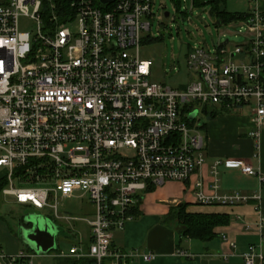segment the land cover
Here are the masks:
<instances>
[{
  "label": "built area",
  "instance_id": "1",
  "mask_svg": "<svg viewBox=\"0 0 264 264\" xmlns=\"http://www.w3.org/2000/svg\"><path fill=\"white\" fill-rule=\"evenodd\" d=\"M259 1L250 0L251 10L228 22L244 26L243 44L233 50L227 49L228 40L213 49L195 45L186 54L185 67L196 77L181 89L151 81L152 62L139 57L153 0H0V195L90 229L86 246L79 239L54 256L88 257L93 264H126L137 257L112 247V233L137 216L143 192L168 181L184 183L203 165L205 136L198 118L204 106L245 116L248 135L260 137L264 11ZM23 16L35 23L34 30H19ZM74 21L72 32L68 25ZM223 164L257 173L241 161ZM195 187L199 203L248 200L239 193L218 194L216 176L210 195L201 182ZM75 193L88 200L91 217L60 214L59 200ZM258 226L264 228L262 214ZM35 256L0 251V264H33ZM263 260L264 236L243 254L245 264Z\"/></svg>",
  "mask_w": 264,
  "mask_h": 264
},
{
  "label": "crops",
  "instance_id": "2",
  "mask_svg": "<svg viewBox=\"0 0 264 264\" xmlns=\"http://www.w3.org/2000/svg\"><path fill=\"white\" fill-rule=\"evenodd\" d=\"M257 7L264 11V0H260ZM251 8L252 4L248 11ZM205 121L202 132L205 136L206 158L203 165L184 183L168 181L159 186L157 196H152V191L157 187L149 188L142 195L138 215L126 222L122 230L113 231L112 247L138 254L126 260V264H245L243 254L248 246L257 245L264 236V228L260 230L258 226L261 214L264 215V129L259 138L250 137L249 129L244 127L247 123L245 116L225 113ZM225 160L241 161L252 166L257 173L249 175L239 167H226L223 164ZM217 161L220 163L215 175L213 166ZM215 176L218 178V194L239 193L248 197V200L236 204L199 203L195 183L201 182L203 193L210 195ZM180 203L185 204L188 213L227 215L229 221L214 227V237L208 241L186 237L180 239L175 220L168 217L170 208ZM85 213L91 217L92 208ZM80 223H64L65 232L55 234L56 246L60 240L68 242L70 248L79 239L86 246L90 239V229L86 225L85 240ZM0 241L6 243L7 255H14L20 250L18 240L1 221ZM148 253L154 254V259L143 260V254ZM223 254H227V257L223 258ZM256 264H264V260Z\"/></svg>",
  "mask_w": 264,
  "mask_h": 264
},
{
  "label": "rangeland",
  "instance_id": "3",
  "mask_svg": "<svg viewBox=\"0 0 264 264\" xmlns=\"http://www.w3.org/2000/svg\"><path fill=\"white\" fill-rule=\"evenodd\" d=\"M195 1V3H194ZM209 0H180L177 6L174 0H153L152 15L150 18L151 28L145 35L160 37L159 41L150 44H141L139 47V57L141 60H149L151 66V81L164 84L170 87H180L181 89L195 79L196 75L185 67L186 54L196 45H201L206 49H213L217 42L228 40L227 49L233 50L236 45L243 44L246 40V30L238 22L218 24L212 12ZM250 0H224L221 4L225 10L231 13H245L249 10ZM169 16L165 17L164 13ZM35 23L28 17L19 18V30H34ZM72 32L77 29V21L68 25ZM201 115L199 116V118ZM203 117V116H202ZM200 121H204V118ZM3 169L0 168V176ZM24 187H38L43 184L26 183ZM161 187V186H160ZM160 187L152 191V196H157ZM145 193V192H143ZM78 193L72 197L59 200L61 215L87 216L85 212L91 209L86 198L81 199ZM144 196V195H143ZM43 219H50L51 224L57 232L64 233V223L54 220L53 214L47 210H35L30 207L20 205L12 196L2 197L0 195V221L3 222L9 233L18 240L20 251L34 252L33 264H55L54 254L59 251L68 252L69 243L60 241L56 249L48 254H38L21 238L23 230L22 222L36 219L42 222ZM82 225L84 239H87V226ZM56 232V234H57ZM30 248V249H29ZM8 249V248H7ZM0 250L6 253V243L0 241Z\"/></svg>",
  "mask_w": 264,
  "mask_h": 264
},
{
  "label": "trees",
  "instance_id": "4",
  "mask_svg": "<svg viewBox=\"0 0 264 264\" xmlns=\"http://www.w3.org/2000/svg\"><path fill=\"white\" fill-rule=\"evenodd\" d=\"M57 4L63 3L64 0H54ZM177 6L180 4V0H174ZM211 3L212 12L215 15L218 24L228 23L230 21L238 20L246 13H231L225 10L221 4L224 0H209ZM195 3V1H194ZM161 38L151 37L150 35H145L142 39L141 44H150L159 41ZM201 117L204 119L213 118L218 114V110L214 107L204 106L202 109ZM200 117V118H201ZM198 118L200 121L201 119ZM198 128L203 130L206 125V121H200ZM3 183L0 182V188ZM151 190V189H150ZM134 213L138 215L139 209H135ZM168 217L174 219L178 229V236L181 238H191L200 241H208L214 237L213 229L219 225H225L228 223L229 218L227 215H212V214H201V213H188L185 211V204L180 203L176 207L170 208ZM55 264H93L94 259L83 257H58L55 258Z\"/></svg>",
  "mask_w": 264,
  "mask_h": 264
},
{
  "label": "water",
  "instance_id": "5",
  "mask_svg": "<svg viewBox=\"0 0 264 264\" xmlns=\"http://www.w3.org/2000/svg\"><path fill=\"white\" fill-rule=\"evenodd\" d=\"M113 0H100L103 4H108ZM165 17L169 16L168 12L164 13ZM224 41L223 44H226ZM50 219H43L42 222L36 219L34 222L27 221L31 224L30 228H25L21 231V238L25 244L32 248L38 254H48L56 249L55 234L57 230L51 224Z\"/></svg>",
  "mask_w": 264,
  "mask_h": 264
},
{
  "label": "flooded vegetation",
  "instance_id": "6",
  "mask_svg": "<svg viewBox=\"0 0 264 264\" xmlns=\"http://www.w3.org/2000/svg\"><path fill=\"white\" fill-rule=\"evenodd\" d=\"M26 222H27V221H26ZM26 222H22V225H21V226L23 227V229H25V228H27V227H31V226H30L31 224H30V223H27V224H26Z\"/></svg>",
  "mask_w": 264,
  "mask_h": 264
}]
</instances>
